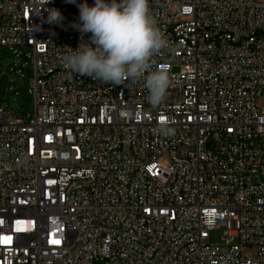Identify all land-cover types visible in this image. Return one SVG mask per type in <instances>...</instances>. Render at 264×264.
I'll use <instances>...</instances> for the list:
<instances>
[{"label": "built area", "instance_id": "obj_1", "mask_svg": "<svg viewBox=\"0 0 264 264\" xmlns=\"http://www.w3.org/2000/svg\"><path fill=\"white\" fill-rule=\"evenodd\" d=\"M84 2L0 0L34 102L0 105V264H264V0H148L172 81L155 107L143 79L69 77Z\"/></svg>", "mask_w": 264, "mask_h": 264}, {"label": "clouds", "instance_id": "obj_2", "mask_svg": "<svg viewBox=\"0 0 264 264\" xmlns=\"http://www.w3.org/2000/svg\"><path fill=\"white\" fill-rule=\"evenodd\" d=\"M78 7L80 22L75 27L91 36L89 41L82 38L75 50L64 47L67 51L61 61L69 77L77 73L116 85L143 79L149 103L160 105L172 81L167 69L152 70L151 60L168 48L169 42L157 27L148 0H94L92 5L85 0ZM47 12V22L63 20L58 9L48 8ZM161 131L171 133L166 126Z\"/></svg>", "mask_w": 264, "mask_h": 264}, {"label": "rangeland", "instance_id": "obj_3", "mask_svg": "<svg viewBox=\"0 0 264 264\" xmlns=\"http://www.w3.org/2000/svg\"><path fill=\"white\" fill-rule=\"evenodd\" d=\"M16 49L19 55H22L21 58L16 57L9 47H0V105L9 106L16 116L28 118L33 113L34 102L30 93V59L26 62L23 55L29 52L22 47ZM15 66L20 67L21 71H14ZM225 232L224 227L211 230L210 243H223ZM244 253L253 256L255 250H245Z\"/></svg>", "mask_w": 264, "mask_h": 264}, {"label": "snow or ice", "instance_id": "obj_4", "mask_svg": "<svg viewBox=\"0 0 264 264\" xmlns=\"http://www.w3.org/2000/svg\"><path fill=\"white\" fill-rule=\"evenodd\" d=\"M7 239V238H6ZM54 243H58V241H53Z\"/></svg>", "mask_w": 264, "mask_h": 264}]
</instances>
